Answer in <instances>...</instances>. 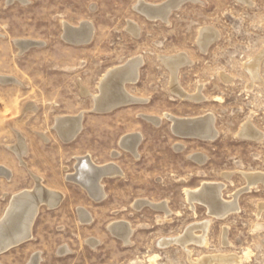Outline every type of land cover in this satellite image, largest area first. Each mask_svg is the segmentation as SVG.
I'll list each match as a JSON object with an SVG mask.
<instances>
[{"label": "rangeland", "instance_id": "obj_1", "mask_svg": "<svg viewBox=\"0 0 264 264\" xmlns=\"http://www.w3.org/2000/svg\"><path fill=\"white\" fill-rule=\"evenodd\" d=\"M139 1L159 5L168 0H0V75L19 82L0 86V165L13 170L11 180L0 179V217L13 193L33 186L32 174L65 197L58 209H39L31 239L0 254V264H27L36 253L40 264H150V259L154 264H200L212 257L224 258L213 264H264V184L242 190L247 186L242 173L264 174V56L258 81L253 83L246 68L264 52V0L185 1L167 23L137 12ZM82 22L93 29L87 44L62 39V23L77 27ZM130 23L138 27L137 36L128 31ZM201 29L215 31L206 52L198 45ZM14 40L44 45L20 55ZM180 54L189 63L179 69L177 86L189 95L200 93L199 101L172 92L171 74L160 58ZM138 56L143 60L138 79L124 88L143 102L95 113L91 96L82 90L97 94L108 69ZM28 106L32 109L22 115ZM83 111L81 133L72 143L62 142L53 131L54 119ZM165 114L180 119L210 114L217 136L178 137ZM140 115L160 121L156 125ZM245 123L262 138L239 137ZM14 130L29 146L23 164L7 149L16 143ZM132 133L142 136L137 158L118 146L119 138ZM115 150L117 158L111 156ZM84 155L97 165L114 162L123 172L102 181L107 197L100 202L65 179L74 172V158ZM203 183L223 184L225 202L238 193V210L220 220L202 203L190 206L184 191ZM137 200L165 204V209H135ZM80 207L91 223L79 221ZM116 221L129 225L126 245L107 229ZM206 222L204 234L195 226ZM189 227H195L190 230L195 237L204 234L205 245H158L161 239L183 237ZM88 239L98 244L91 246ZM65 247L69 251L58 254ZM232 257L233 263L226 261Z\"/></svg>", "mask_w": 264, "mask_h": 264}, {"label": "bare ground", "instance_id": "obj_2", "mask_svg": "<svg viewBox=\"0 0 264 264\" xmlns=\"http://www.w3.org/2000/svg\"><path fill=\"white\" fill-rule=\"evenodd\" d=\"M14 1L15 0H7V3L11 4ZM17 1L22 4H25L27 2V0H17ZM181 1L183 4L185 1L193 2L196 0H173L168 4L162 3L159 5H151V4H146L143 1H139L138 4H136L137 6H135V9L136 10L138 9L139 11L137 12L145 16L147 19L149 18V20L151 21H156V19L153 18L155 17L162 18L164 16V12L168 11V9L171 6L178 4ZM238 1H241L242 3L245 2V4H247L246 3L247 0H238ZM163 4H165L164 7L160 8L162 7ZM138 5L140 8L138 7ZM181 5H179V7ZM152 8L157 10H152ZM152 13L154 15H151ZM168 17L169 16H167L164 20L161 21L163 23H167ZM66 24L67 23H62V28H63L62 38L67 42L74 41L76 43H82L84 42V39L86 37L90 36L91 38L93 36V29L88 25L87 22H82L77 27L73 26V29H68V30H65ZM70 26L72 27V25ZM201 30H200L201 33L198 40V45L202 52H206L207 48L215 39V34H214L215 31L213 32L210 29H205L202 31ZM128 31L132 33L134 36H137L138 33L140 32L138 27L133 23L128 24ZM65 34H66V38H65ZM29 43H35L39 45L38 47H40L43 44L41 42L31 41V40L13 41V44L15 45L16 48H18V52L20 55L23 54L24 51L27 52L25 46H27ZM263 56H264V52L261 54V56L258 59L253 60V62L250 63L249 65L247 64L248 66L246 65L247 72L249 73L253 83L254 81H258V64H259L258 62ZM160 60L164 64V66L167 67V69L171 74V89L172 92L175 94V96L179 98L191 99L194 101H199L200 99H202L201 96L199 95L200 93L196 95H189L184 91H182L181 88L177 86L178 84H177L176 76L179 69L185 64L187 65L189 63V60L185 55L180 54L171 57H161ZM142 64H143V60L141 56L134 58L132 57L129 60H127L125 64L121 66L113 67L110 70L108 69V71L102 76V78L99 81L97 94H90L87 90H82L83 95L91 96L93 101V108H92L93 111L99 110L101 109V107L107 104L118 105L119 103H122L124 101L129 102V104L143 102V100L133 97L132 94L128 93L127 90L124 88L125 84L135 83L137 81L139 76V69L142 66ZM12 83L19 84V82L16 79L10 78L8 76L6 77L0 75V85H6ZM27 109H32V107L28 106L27 108H25L22 112V115L26 112ZM110 112L112 111L106 113H110ZM95 113H99V112H95ZM83 114L84 111L78 113L75 116L65 115V116H58L54 119L53 130L55 131L56 135L59 137L61 141H63L64 143H70L77 138V136L81 133L83 129V125H82ZM140 116L146 121L156 125L160 121V118L158 117L145 116V115H140ZM164 117H166V119H168L171 122L172 124L171 130L174 134L176 133V131H173L174 119L175 120L177 119L180 121L178 127L176 128L178 132L187 131L190 133H196L195 136L197 137H189V138H198L201 140H213L217 136V132L214 128L215 119L210 114L200 116L197 118H189V119L175 118L169 116L168 114H165ZM185 126L186 127L189 126V129H187ZM14 133L16 135V140H15L16 143L14 145L7 146V149L17 157L20 164H23V158L27 153L26 140L17 130H14ZM260 134L249 123H245L241 127V130L239 131V137L244 139L260 140L262 138V135ZM40 136L39 137L42 138L44 141L48 140L44 135L40 134ZM141 140H142V136L138 133L127 134L119 138L118 146L123 151H128L135 158H137L138 157L137 148L140 145ZM179 148L180 150L183 149L181 146ZM111 156L113 158H117L119 156V152L115 150L111 153ZM190 158L199 163L203 161V158L200 155H192L190 156ZM242 175L247 181V186H245V188L242 189L243 191H247V190L249 191V189H251V187H254L257 183H260L261 185L262 183L264 184V174L262 173H247V174L242 173ZM115 176L122 177L123 172L114 162H109L103 165H96L91 159V157L86 155L75 158L74 172L71 174H67L65 179L68 182H72V183L74 181L78 182V185L81 186L84 191H86L88 196L93 201L100 202L106 196L103 188L104 186L101 183L102 180H104L105 178H114ZM223 176L226 179L229 178V175L227 174H224ZM0 177L5 180H10L11 171L5 167L0 166ZM33 179H34V186L31 189L21 190L10 197V199L8 200L9 202L7 203V207L3 212V215L0 217V254H3L9 251L10 249L16 248L31 239L32 237L31 230L38 216L39 213L38 211L41 207H47L48 209H52L54 207H57L63 201L64 196L61 193L49 190L46 187H44L41 184L42 180L40 177L33 175ZM223 188H224L223 184L203 183L197 189L185 190L184 191L185 200L190 206H192L194 203H202L206 205L208 209V214L214 217L215 219L221 220L238 210L236 206L237 205L236 198L238 193H234L232 195L233 200L232 201L230 200L231 202H225L221 199V191L223 190ZM164 205L151 203L147 200H137L133 204V208L140 209L147 206V207H151L154 210H164L165 209ZM261 210L263 209L261 208ZM77 213H78L79 221L82 224L91 223L92 218L90 214L87 212V210L80 207L77 209ZM164 213L166 214V212ZM224 213L225 215H223ZM207 224L208 223L206 222L204 224L197 225L195 227L202 229L203 233L205 234ZM190 227L187 228L188 231L185 233L183 237L181 238L176 237L173 239L168 238L165 240L161 239L158 245L161 247H165L171 244H180L185 246V244L187 245V243L189 244L190 242L201 246L202 244L205 245L204 234L202 236L195 237L191 234L190 230H192V228ZM107 229L112 235L122 239L125 245L129 243V239H130L129 236L131 234V230H129L128 223L124 221H116L110 223L107 226ZM88 240H86V243L94 247L95 244L98 242V241H92V240L88 241ZM68 251L69 250L67 249V247H65V249H63V251H60L58 254L62 255L63 253H66ZM220 260L219 258L212 257L210 259H204L200 264H213L214 261L219 262ZM226 261H231L233 263L234 257L229 258ZM40 263H41V257L39 253L32 255L30 260L27 262V264H40ZM237 263H239V261ZM150 264H154V259H150Z\"/></svg>", "mask_w": 264, "mask_h": 264}, {"label": "water", "instance_id": "obj_3", "mask_svg": "<svg viewBox=\"0 0 264 264\" xmlns=\"http://www.w3.org/2000/svg\"><path fill=\"white\" fill-rule=\"evenodd\" d=\"M171 1H173V0H168L165 4H168L169 2H171ZM165 4H163L162 5V7H160V8H163L164 7V5ZM182 4V1L181 2H179L178 4H175V5H173V6H171L169 9H168V11H166V12H164V16L162 17V18H160V17H155V18H153V19H158V20H164L167 16H169V14L172 12V11H174V10H177L178 8H179V5H181ZM138 7H139V5H138ZM137 7V8H138ZM140 8V7H139ZM152 10H157V9H153L152 8ZM137 11H139L138 9H137ZM151 15H154L153 13L151 14ZM149 19V18H148ZM68 29H73V27H71L70 25H65V30H68ZM64 30V31H65ZM65 38H66V34H65ZM90 36H88V37H86L85 39H84V42H82V43H76V42H74V41H68V43H70V44H73V45H83V44H87L89 41H90ZM63 39V38H62ZM64 41H66V40H64ZM67 42V41H66ZM39 45H37V44H35V43H29L27 46H25V49L26 50H28V49H30V48H33V47H38ZM131 104V103H130ZM125 105H129V102H126V101H124V102H122V103H119L118 105H113V104H107V105H104L103 107H101V109H99V110H94L95 112H101V113H106V112H109V111H113V110H115V109H118L119 107H122V106H125ZM97 106H98V104H97ZM179 123H180V121L179 120H175L174 119V130L173 131H176V133H175V135L176 136H178V137H181V138H189V137H197V136H195V134L196 133H190V132H178L177 130H176V128L178 127V125H179ZM186 127V126H185ZM187 129H189V126H187L186 127ZM180 130H182V129H180ZM74 183H76V184H78V182H76V181H74ZM223 215H225V213L223 214ZM222 217V216H221Z\"/></svg>", "mask_w": 264, "mask_h": 264}, {"label": "crops", "instance_id": "obj_4", "mask_svg": "<svg viewBox=\"0 0 264 264\" xmlns=\"http://www.w3.org/2000/svg\"><path fill=\"white\" fill-rule=\"evenodd\" d=\"M73 27V26H72ZM73 45V44H72ZM7 85H10V84H6V85H0V86H7ZM72 116H75V115H72ZM82 125H83V119H82ZM54 131V130H53ZM58 137V136H57ZM59 138V137H58ZM76 140V139H75ZM74 140V141H75ZM63 142V141H62ZM72 143V142H71ZM26 145H27V141H26ZM28 152H29V146L27 145V153H26V155H25V157L28 155ZM84 156H86V155H84ZM90 156V155H89ZM91 157V156H90ZM76 158V157H75ZM75 158H74V161H75ZM91 159H92V157H91ZM93 160V159H92ZM18 161V160H17ZM25 162V161H24ZM94 162V161H93ZM95 163V162H94ZM96 164V163H95ZM97 165V164H96ZM0 166H2V167H5V168H7L8 170H10L11 171V178H10V180L12 179V177H13V170H11L10 168H8V167H6V166H4V165H0ZM19 167H20V164L18 165ZM22 167V166H21ZM25 168L27 167V164H26V162H25V166H24ZM23 168V167H22ZM72 171H73V168H72ZM33 175L34 176H37V175H35V174H32V177H33ZM39 177V176H38ZM41 178V177H40ZM0 179H1V177H0ZM3 179V178H2ZM41 180H42V185L44 186V187H46L47 189H49V190H52V191H55V192H58V193H61L63 196H64V194L62 193V192H60V191H57V190H53V189H50V188H48L47 186H45L44 185V179L43 178H41ZM6 181H9V180H6ZM103 181V180H102ZM74 183V182H73ZM101 183H103V182H101ZM33 186H34V180H33ZM32 186V187H33ZM104 186V185H103ZM31 187V188H32ZM81 187V186H80ZM30 188V189H31ZM82 188V187H81ZM104 188V192H105V194H106V197H107V193H106V191H105V186L103 187ZM83 189V188H82ZM22 190H24V189H22ZM21 191V190H20ZM19 192V191H18ZM86 192V191H85ZM15 193H17V192H15ZM14 194V193H13ZM6 196L7 197H9L10 195H7L6 194ZM6 196H4V197H6ZM87 196H88V194H87ZM105 197V198H106ZM65 198V197H64ZM64 198H63V201H64ZM90 198V197H89ZM63 201L61 202V204L63 203ZM61 204H59L57 207H54V208H52L51 210H53V209H58L60 206H61ZM81 208H83V207H81ZM85 209V208H84ZM86 210V209H85Z\"/></svg>", "mask_w": 264, "mask_h": 264}]
</instances>
